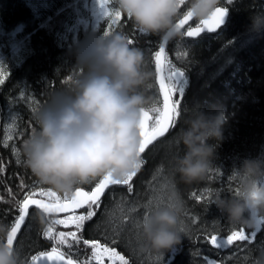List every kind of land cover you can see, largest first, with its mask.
I'll use <instances>...</instances> for the list:
<instances>
[{"label": "trees", "instance_id": "16d2710c", "mask_svg": "<svg viewBox=\"0 0 264 264\" xmlns=\"http://www.w3.org/2000/svg\"><path fill=\"white\" fill-rule=\"evenodd\" d=\"M92 1L0 0V79L3 80L0 83V223L12 226L19 215L18 202L28 192L50 189L64 198V193L42 185L25 165L22 144L36 127L34 114L54 92L69 88L86 71L77 64L76 51L89 35L105 31L126 34L133 41L131 46L143 51L145 70L151 73L143 89L149 100L146 109L151 112L153 108H162L155 61L161 37L142 34L132 19L122 13L119 19H114L100 15L102 9H94L96 15H93L89 8ZM220 5L227 7L229 15L217 32L188 37L189 26L200 24V20L193 18L181 30L183 39L167 42L165 76L172 69L184 72L178 83L183 85V97L179 92L174 94V101H180L181 115L176 126L142 154V167L132 181L133 191L129 193L126 185L111 186L103 195L99 209H92L93 218L85 221L82 229L65 228L64 233L77 234L79 243L70 236L64 245L46 238L43 233L50 219L61 215L50 217L43 213L45 223L41 225L34 208L30 209V216L15 241L24 264L53 247L81 264H96L87 260L91 246L84 245L85 239L115 249L129 264H251L252 254L264 246V219H261L264 216L258 215L255 229H249L230 223L211 202L214 190L223 191L224 197L235 193L238 183L232 171L244 158L264 155V31L249 43L244 41L239 45V40L249 33L250 16L264 11V0H221ZM106 7L118 9L116 0H107ZM187 9L188 0H185L175 23ZM192 108L211 114L223 109L226 123L222 129L223 140L216 147L206 178L185 184L174 176L175 158L184 152L176 136L185 126L188 110ZM102 177L77 188L91 190ZM173 187L183 201L179 222L184 228L181 242L159 253L158 262H142L134 253V250L137 252L135 245L143 242L140 229L122 233L114 224L131 217L140 224L144 214L153 207V204L145 207L148 202L157 196H167ZM123 203L128 207L120 214ZM87 210L78 214L86 215ZM127 224L133 228L130 222ZM240 229L249 236V241L236 240L219 249L207 242L212 235L218 241L226 240ZM61 230L54 226V234ZM104 264H111L108 257L104 258Z\"/></svg>", "mask_w": 264, "mask_h": 264}, {"label": "clouds", "instance_id": "9594fccd", "mask_svg": "<svg viewBox=\"0 0 264 264\" xmlns=\"http://www.w3.org/2000/svg\"><path fill=\"white\" fill-rule=\"evenodd\" d=\"M116 4L142 34L164 41L183 39L175 23L181 0H116ZM220 4L221 0H188L187 12L196 20H207ZM249 31H264V11L250 16ZM76 60L86 71L69 88L54 92L34 114L36 127L22 144L24 163L38 181L68 196L99 177L110 174L119 180L136 170L138 122L149 103L143 89L151 78L143 51L131 46L121 32L89 35L77 49ZM225 123L223 109L215 114L188 110L185 126L176 136L184 149L174 162V176L181 182L206 178ZM232 175L238 183L235 193L224 197L223 191L214 190L211 204L230 223L255 229L257 216H264V155L244 158ZM182 213L183 201L173 187L166 202L153 206L140 221L142 250L164 253L178 245ZM35 215L43 225V213L36 210ZM10 228L0 223V264H24L20 252L7 244ZM251 264H264V246L252 254Z\"/></svg>", "mask_w": 264, "mask_h": 264}, {"label": "snow or ice", "instance_id": "6c2138e0", "mask_svg": "<svg viewBox=\"0 0 264 264\" xmlns=\"http://www.w3.org/2000/svg\"><path fill=\"white\" fill-rule=\"evenodd\" d=\"M107 0H99L100 7L102 11L100 15L109 16L110 18L119 19L121 12L118 9L109 10L106 7ZM182 4L185 0H181ZM227 13V9L224 7H218L213 14L207 19L200 21L198 27L192 28L189 26L186 35L188 37L199 36L204 30L208 32H214L224 21V17ZM130 18V17H129ZM192 18L191 13L187 12L183 19L179 20L176 24L178 28H182L188 23ZM104 35H109L108 31L104 32ZM132 44L133 41L129 40ZM164 56V48L161 47L158 52L155 53L156 61V71L158 75L159 82V93L162 94V108L156 107L150 111L141 110V118L138 122V128L140 129L141 143L139 147L140 157L141 154L145 153L146 149L153 144L160 137H164L170 129L176 126L177 118L181 115L179 106L180 101H174L173 96L175 93L179 92L180 97H183V89L178 88L177 85L180 78L184 75L183 71L172 69L168 72L167 76L162 73V57ZM2 75V73H0ZM0 83L3 80L0 79ZM154 113V114H153ZM14 151H16L14 149ZM143 161L140 159V163L137 165L135 171L127 174L123 179H113L112 176L105 175L102 179L95 183V186L91 188L90 191H84L81 188H76L72 195L69 197L67 194L64 195L62 199L52 190L40 189L38 191L28 192L22 201L18 202V217L13 221L10 231L7 234V244L10 248L15 247V239L17 233L20 231L22 225L30 216V207L34 206V211L40 210L42 213L48 216L60 213H69L76 209L87 208L86 215H75L70 214L64 219H50L47 229L44 231L43 235L50 239L56 241L59 245H64L67 242V237H72L79 243L77 234L75 232H59L54 234L55 225H64L65 227L69 225H74L76 229L80 230L83 228L84 222L91 220L95 215L92 210L94 207L98 210L101 202V197L104 195L105 190L110 185H126L127 191L131 193L133 191L132 181L137 175V171L142 167ZM196 199L200 197L193 193ZM39 197V198H37ZM165 203L164 196H157L154 200L148 202V207L152 204L159 206ZM145 215V214H144ZM264 219V218H261ZM139 228V224L136 225ZM255 237V232L252 233V238ZM249 241V236L245 234L243 229L239 231L232 232L231 235L227 236L226 240H219L216 235H212L208 238L207 242L212 244L215 248L219 249L225 245H232L234 241ZM84 245H90L92 249V259L96 264H104V257L107 256L111 264H129L128 260L124 255L119 254L115 249H109L107 246L101 247L98 241H89L87 239L83 240ZM251 252V249H249ZM44 258L47 261L54 262V264H76L71 255L65 258V254L60 252L57 247H53L50 252H41L39 256H33L30 264H38V261ZM245 262L248 257L245 256ZM213 264V262H209Z\"/></svg>", "mask_w": 264, "mask_h": 264}, {"label": "rangeland", "instance_id": "374dc122", "mask_svg": "<svg viewBox=\"0 0 264 264\" xmlns=\"http://www.w3.org/2000/svg\"><path fill=\"white\" fill-rule=\"evenodd\" d=\"M100 7V3H99V0H93L92 1V3H91V6H89V8L91 9V11H92V14L93 15H96V13H95V11H94V9H98L99 11H100V9L101 8H99ZM256 33H253V32H251V31H249V33H247L246 35H245V37H243L241 40H239V45H242L243 44V42L245 41L246 42V44L247 43H249L251 40H253L255 37H256ZM182 86L183 85H178V87H181L182 88ZM173 98H174V96H173ZM165 197V202H166V200H167V196H164ZM124 206V207H123ZM153 206H155L154 204H153ZM126 207H128V205L126 204V203H123V204H121L120 205V214L123 212V210H126ZM129 208L131 209V207L129 206ZM129 213H130V211H129ZM72 214H75V215H80V214H76V213H72ZM68 215H70V214H68ZM68 215H63V216H58V217H55V219H64V218H66ZM125 215H127L126 213H124V216ZM113 222H115V221H113ZM128 222H130V224H132L133 225V228H131V225L129 226L127 223ZM115 226V228L116 229H119L122 233L124 232V231H127V230H129L128 232H132V231H136V230H138V228L136 227V225H137V223L136 222H134L133 220H132V217L131 218H129V219H127L126 218V220L125 221H121V222H115V224H114ZM58 227H61L62 228V230L61 231H63V232H65V228L66 229H68L69 227H74V225H69V226H67V227H65L64 225H57ZM179 227V230H180V232L181 231H184V228L181 226V225H179L178 226ZM73 229V228H72ZM71 229V230H72ZM120 231H118V233L120 232ZM139 243V242H138ZM142 245H143V242L141 243H139V245L137 246V244L135 245V248L137 249V252L134 250V253H136V255H139L140 257H141V261L143 262V261H147V262H151V261H153V262H158L159 261V256L160 255H158L160 252H155V251H152V250H142ZM90 257L87 259L88 260V262H90V261H94L93 259H92V249H91V251H90ZM155 253H157V255L155 254ZM107 256H105L104 258H106ZM103 258V259H104ZM163 259V258H162ZM147 262H145V263H147Z\"/></svg>", "mask_w": 264, "mask_h": 264}, {"label": "water", "instance_id": "95a60500", "mask_svg": "<svg viewBox=\"0 0 264 264\" xmlns=\"http://www.w3.org/2000/svg\"><path fill=\"white\" fill-rule=\"evenodd\" d=\"M220 7H224V6H220ZM224 8H226V7H224ZM227 9V8H226ZM228 15H229V12H228V9H227V13H226V15H225V17H224V21H223V23L220 25V27L219 28H217L216 29V31H214V32H217L221 27H223L224 25H225V23H226V21H227V19H228ZM183 19V18H182ZM193 18H191L189 21H188V23L192 20ZM181 20V19H180ZM179 22V21H178ZM178 22H176V24L178 23ZM187 23V24H188ZM183 28V27H182ZM182 28H180V29H182ZM193 28H195V27H193ZM203 32H208L207 30H204V31H202L200 34H202ZM214 32H211V33H214ZM197 37V36H196ZM167 42L168 41H164V40H162V42H161V46H160V48L161 47H163L164 48V56L162 57V60H161V63H162V73L164 74V66H165V50H166V45H167ZM180 71V70H179ZM158 73H157V80H158ZM158 86H159V82H158ZM163 98V97H162ZM160 138H162V137H160ZM160 138H158V139H160ZM141 156H142V154H141ZM141 158V157H140ZM111 186H113V185H110L106 190H105V193H106V191L111 187ZM82 190H84V191H88V190H86V189H84V188H81ZM104 193V194H105ZM103 197V196H102ZM101 197V198H102ZM31 208V207H30ZM83 209H85V208H81V209H76V210H73V211H71V212H69V213H60V214H54L55 216H58V215H63V214H71V213H74V212H78V211H81V210H83ZM24 225V224H23ZM23 225H22V227H23ZM21 227V228H22ZM21 230V229H20ZM19 233H20V231L17 233V236H16V239H17V237H18V235H19ZM16 239H15V241H16ZM50 252V251H49ZM39 256V255H38ZM65 258H67L66 256H65ZM28 264H30V262L28 263ZM38 264H54V262H51V261H47L46 259H44V258H41L39 261H38ZM76 264H79V262H77L76 261Z\"/></svg>", "mask_w": 264, "mask_h": 264}, {"label": "bare ground", "instance_id": "6f19581e", "mask_svg": "<svg viewBox=\"0 0 264 264\" xmlns=\"http://www.w3.org/2000/svg\"><path fill=\"white\" fill-rule=\"evenodd\" d=\"M183 17H184V16H183ZM183 17H182V18H183ZM182 18H181V19H182ZM179 20H180V19H179ZM179 20H178V21H179ZM178 21H177V22H178ZM189 23H190V22H189ZM189 23H188V24H189ZM186 25H187V24H186ZM186 25H184L183 28H184ZM196 27H198V26H196ZM183 28H182V29H183ZM192 28H193V27H192ZM182 29H181V30H182ZM186 32H187V31H186ZM173 100H174V98H173ZM166 134H167V133H166ZM166 134H165V135H166ZM37 198H39V197H37ZM32 208H34V206H32L30 209H32ZM30 209H29V210H30ZM52 216H55V215L53 214ZM25 222H26V221H25ZM24 225H25V223H24ZM24 225H23V226H24ZM22 228H23V227H22ZM22 228H21V229H22ZM20 231H21V230H20ZM58 250H59V249H58ZM50 251H51V250H50ZM59 251H60V250H59ZM48 252H49V251H48ZM60 252H61V251H60Z\"/></svg>", "mask_w": 264, "mask_h": 264}]
</instances>
